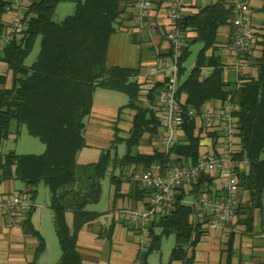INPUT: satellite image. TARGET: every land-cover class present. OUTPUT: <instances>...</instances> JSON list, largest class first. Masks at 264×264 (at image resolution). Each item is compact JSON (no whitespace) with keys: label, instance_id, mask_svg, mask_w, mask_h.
<instances>
[{"label":"trees","instance_id":"trees-1","mask_svg":"<svg viewBox=\"0 0 264 264\" xmlns=\"http://www.w3.org/2000/svg\"><path fill=\"white\" fill-rule=\"evenodd\" d=\"M60 1L67 0H39L30 5L24 12L22 31L13 35L0 51V61L7 65L11 74L9 88H4L5 80L0 77V146L24 127L44 149L41 155L2 154L0 172L4 177H13L24 184L25 191L19 194L27 198L31 206L39 185L49 191L48 205L60 249L56 264H82L76 247L77 238L84 226L101 216L87 208L98 204L103 179L110 176L109 182L117 197L120 188L113 174L116 169L145 170L160 163L172 170L188 163L195 164L202 146V131H197L194 120L186 119L177 146L165 156L155 144L156 116L140 102L138 82L131 81L139 75L140 67L107 66L111 36L127 9L134 7V0H69L75 5L73 13L63 22L56 23L52 18ZM226 6L225 0H217L181 20L179 28L194 33L195 38L186 41L187 46L181 55L177 98L182 100L184 107L198 115L215 101L236 106L233 115L239 151L233 157L236 162H245L248 170L246 173L236 170L235 173L239 190L246 189L250 198L246 204H239L235 217L244 216L242 223L246 230H251L252 216L255 210H260L264 191V62L263 59L253 62L258 69L255 80L249 79L230 88L223 83L220 59L214 52L217 31L224 26L233 28L231 41L236 31L230 8ZM9 10V0H0V31L3 29L1 17ZM37 41L38 55L30 66H26L24 62ZM196 43L202 48L189 75L181 81L189 48ZM261 45L264 51V37ZM208 51H212L210 57L206 56ZM250 57L246 56V61H251ZM203 69L211 71L207 77L202 76ZM98 89L127 97L128 104L118 114L123 110L131 111V127L128 138L122 141L115 136L111 147L101 151L96 163L79 166L76 156L86 148L84 122L92 110L93 95ZM144 135L153 141L154 147L150 155L143 156L136 149ZM119 143L126 145L125 154L121 158L111 156V151H115ZM205 183H210L207 176L200 177L188 189L187 195L195 200L205 195ZM185 192L180 191L171 211L161 214L148 226L150 242L141 256V264H146L149 254L159 252L162 239L169 236L174 237L175 246L167 264L193 263V250L208 229V221L205 216L194 219L192 208L184 203ZM146 196L143 189L135 188L136 200L142 201ZM33 210L34 206L25 214L20 227L24 235L37 242L32 261L37 264L46 248L29 220ZM67 213L72 218L70 228L65 219ZM230 246H227L224 264H230Z\"/></svg>","mask_w":264,"mask_h":264},{"label":"crops","instance_id":"crops-1","mask_svg":"<svg viewBox=\"0 0 264 264\" xmlns=\"http://www.w3.org/2000/svg\"><path fill=\"white\" fill-rule=\"evenodd\" d=\"M17 1L24 12L27 8H29L30 5L39 2V0ZM188 1L189 9L183 13L184 16H193L199 9L207 7L209 5H213L217 0ZM248 1L249 12H251V26L254 27L252 39L253 48L250 57L252 62L246 61L245 65L240 68L239 71L236 70L234 68L236 58L232 54L233 42L231 41L233 28L224 26L220 27L217 31V43L215 45L214 52L215 55L220 59V67L223 70L222 80L227 88L238 86L242 82L249 79L255 80L258 75V69H256L255 63L253 62L259 59H263L264 62V51L261 45L262 37H264V0ZM152 2L153 5L149 19V25L154 28L153 32L146 30L142 33H137V31H135V25L133 23V7L127 9V14H125L124 17L117 22L118 28L116 30L129 34L130 42L132 45H134L136 50L133 51L131 57H129V61L130 63H132L131 66H112L132 69L140 67L141 70L139 75H141L144 66L155 62L156 54L164 56L167 55L168 46L167 44H165V34L167 32V10L169 1L152 0ZM67 4L74 5V3L69 0L60 1L56 5L57 7L55 11L59 9V7H62V5ZM73 9H75V5ZM10 10L1 17L3 29L0 31V33L5 32L6 28L9 25L11 16ZM194 38V33H188V41H192ZM211 54L212 51H208L206 53V56L210 57ZM210 72L211 71L209 69H203L202 76L207 77ZM139 75L133 77L131 81H137V77ZM0 77L5 80L4 88H9L11 84V74L8 70L7 65H5V63H3L2 61H0ZM1 87L2 86L0 85V88ZM99 90H103L109 93H117L110 92L104 89H98L94 93L93 99ZM101 96L107 97L108 99L113 98L111 96L109 97V95ZM126 105H123L121 107H114L113 109L111 108V106L100 105L99 107L93 104L89 116L86 117L88 124H84L85 128L83 133L86 148L81 150L77 154L75 160L79 166H87L88 164L96 163L99 155L101 154V152L98 153L97 151H95L97 154L94 156L91 152H89L91 150L90 148L93 147H90V145L86 142L88 136H96V133L92 132L91 129V125L94 123L93 120H91L93 117L98 116L109 121L110 126L108 129L110 130V144L114 141L115 136L122 141L128 138L133 113L129 110H123L118 114V111L124 108ZM219 105L222 104L215 101L205 106L204 109L206 107H215ZM17 136L18 135H10L6 141L10 140L15 142ZM144 140L148 142V145L141 143ZM6 141H4L2 145ZM232 141L233 151L234 153H237L239 151V141L237 137H234ZM141 142L139 143V147L136 149V151L143 156L150 155L154 147L153 141L150 140L147 135H144ZM201 142L202 146L200 149V154L208 153L211 151L215 152L217 150L216 145H212L209 141V138L202 137ZM2 145L0 146V148L2 147ZM2 154L5 153H0V156H2ZM90 157L91 161H88ZM239 164L240 165L237 170H239L240 173H246L248 169L245 162H239ZM126 171L127 170L125 169L122 171L120 169H116V171L113 172L114 176L118 179L120 188L119 195L117 197L115 196L114 186L109 182V202L111 203L109 214L105 216V214L103 215L102 213L97 212L101 215L100 218L91 223L89 226H84L80 231L81 233L78 235L76 247L82 264H141V256L147 249L149 243L146 246L140 247V244H138L136 238V230H134V228L127 220L118 215V211L120 210L137 209L141 205V203H143V199L142 201L136 200V198L134 197L135 188L140 186L133 181H130L126 177ZM207 178L210 183L204 184L207 191L206 194L211 198H217L218 196H221V184L218 175L209 176ZM18 184H20V187L18 186ZM24 191L25 186L22 182L16 180L13 177H4V175H2V173L0 172V200L3 199L4 196L24 193ZM187 194L188 191L185 192V204H189L192 200H194ZM238 197H240V204H246V202H248L250 198L246 189H240ZM261 197L262 203L260 210H255L252 216L251 230H246V227L243 225L242 221L245 218L244 216H236L232 223L226 224L223 228H220L218 230L206 229L204 236L199 241L200 243L193 250L194 260L192 264H224L227 257L226 249L229 244L231 245L230 264H264V191L262 192ZM48 204L49 195L46 205L50 210ZM67 216H69L70 220L67 219ZM204 216L206 221H208L209 216ZM24 217L25 214L22 215V217L19 219V223L17 225H11L7 221L6 217L0 216V264H32L37 242L32 237L24 235L22 233L20 223L23 221ZM197 218L199 217L194 216V219ZM49 219L50 231L54 233L52 213L49 216ZM65 219L67 221L68 227L70 228L72 223L71 215L67 213L65 215ZM29 220L31 221L33 229H35L38 234H40L45 243V239L42 234L43 228H45L43 226L42 212L39 209L37 210L36 206H34V210L30 215ZM44 230L46 231V229ZM45 248L46 252L37 259L36 263L56 264L60 257V249L59 251L50 250L49 248H47L46 244ZM188 254L190 255V251H188ZM146 264H150L148 262V259L146 261ZM160 264L163 263L160 262ZM172 264L181 263L174 262Z\"/></svg>","mask_w":264,"mask_h":264},{"label":"built area","instance_id":"built-area-1","mask_svg":"<svg viewBox=\"0 0 264 264\" xmlns=\"http://www.w3.org/2000/svg\"><path fill=\"white\" fill-rule=\"evenodd\" d=\"M167 32L165 44L167 55L156 54L153 63L144 66L137 77L139 99L146 108L153 112L157 120L155 144L165 155L169 156L183 135L186 119L194 120L197 131L201 129L202 137L209 138L217 150L201 153L195 164L181 168L166 169L156 164L145 170L128 169L126 177L138 184L145 192L143 203L132 210H120L118 215L127 220L136 230L140 247L150 242L148 226L161 214L171 211L177 203L180 191H188L191 185L202 176L218 175L221 184V196L211 198L208 195L192 200L190 206L195 217L209 216L206 227L218 230L235 219V210L240 204L239 183L235 171L239 162L234 160L233 138L236 137V106L227 103L215 107H206L199 115L192 109L184 107L177 98L179 62L186 48L188 33L179 28L183 13L189 9L188 0H168ZM11 4L10 20L6 31L0 33V51L3 50L13 35L23 29L24 11L17 0ZM232 13V25L236 31L233 36L232 54L235 56L234 68L240 70L246 63V56H251L253 47V26L248 0H225ZM135 31L153 32L149 25L153 3L151 0H134ZM157 89V90H156ZM156 90V92H154ZM30 202L21 194L4 196L0 200V216L6 217L11 225H17L22 215L32 209Z\"/></svg>","mask_w":264,"mask_h":264},{"label":"rangeland","instance_id":"rangeland-1","mask_svg":"<svg viewBox=\"0 0 264 264\" xmlns=\"http://www.w3.org/2000/svg\"><path fill=\"white\" fill-rule=\"evenodd\" d=\"M74 5H62L54 12L52 20L56 23H61L64 21L66 17L71 15L74 11ZM116 28V27H115ZM116 33L111 37V42L109 43V50L107 55V66L118 65V66H131L132 63L129 61V57H131L133 51H135L134 45L130 42V35L127 33L120 32L119 30L115 31ZM202 45L200 43L193 44L189 48V56L188 59L184 62V75L181 77V81L189 75V71L191 70L193 63L196 60V55L198 51L201 49ZM38 41L35 43L32 52L25 60L24 64L26 66L31 65L38 55ZM101 95H109V97H113L112 99H108L107 97H102ZM93 104L96 106L104 105V106H111L114 107H121L127 104V98L120 93H109L103 90H99L93 99ZM92 118V117H91ZM93 124L91 125L92 132L96 133V136H88L86 142L90 145V150L94 156L102 151L108 150L110 146V130L108 129L110 123L105 118H100L98 116L93 117ZM84 124H88L87 119L85 120ZM14 128V125L12 126ZM123 127V126H122ZM124 128V127H123ZM16 141H6L2 147L0 148V153H8V152H15V154L21 155H41L44 152L43 146L41 143L32 136H29L24 127H22L18 133ZM142 144L148 145V142L145 140L141 142ZM147 143V144H146ZM116 150L111 151V156L117 155L118 158H121L126 152V145L123 143L116 145ZM139 150V149H138ZM91 161V157L88 159ZM81 162V161H80ZM109 177L107 176L101 182V189H102V196L97 205H91L87 208L88 211H95L98 213H102L103 215L109 214L110 209V198H109ZM20 187V184H18ZM37 197L34 201V206L36 209L42 212V220H43V236L45 239V244L47 248L53 251H59V247H57V240L55 234L50 231V219L49 216L51 215V211L47 208V200H48V191L44 188V186L39 185L37 187ZM69 219V216H67ZM47 224V225H46ZM44 229H46V232ZM174 237L169 236L167 238H163L161 241V246L159 252H152L148 255V262L150 264H166L169 260V254L171 250L174 248Z\"/></svg>","mask_w":264,"mask_h":264}]
</instances>
